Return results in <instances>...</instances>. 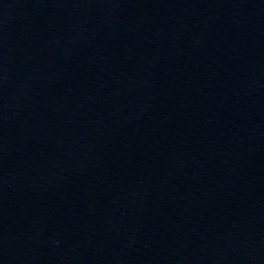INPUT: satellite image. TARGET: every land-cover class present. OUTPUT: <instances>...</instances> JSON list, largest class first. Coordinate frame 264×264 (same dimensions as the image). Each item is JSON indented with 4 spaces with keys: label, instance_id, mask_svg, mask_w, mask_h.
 I'll return each mask as SVG.
<instances>
[{
    "label": "water",
    "instance_id": "1",
    "mask_svg": "<svg viewBox=\"0 0 264 264\" xmlns=\"http://www.w3.org/2000/svg\"><path fill=\"white\" fill-rule=\"evenodd\" d=\"M0 264H264V0H0Z\"/></svg>",
    "mask_w": 264,
    "mask_h": 264
}]
</instances>
